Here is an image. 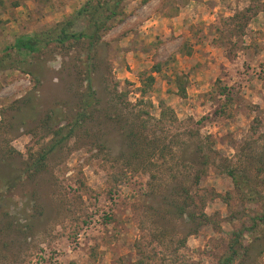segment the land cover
Wrapping results in <instances>:
<instances>
[{"label":"rangeland","instance_id":"obj_1","mask_svg":"<svg viewBox=\"0 0 264 264\" xmlns=\"http://www.w3.org/2000/svg\"><path fill=\"white\" fill-rule=\"evenodd\" d=\"M84 1L0 0V264H217L238 229L231 264H264V0H217L175 31V2L123 0L86 67L84 43L4 50ZM86 69L95 102L27 169L69 127Z\"/></svg>","mask_w":264,"mask_h":264},{"label":"trees","instance_id":"obj_2","mask_svg":"<svg viewBox=\"0 0 264 264\" xmlns=\"http://www.w3.org/2000/svg\"><path fill=\"white\" fill-rule=\"evenodd\" d=\"M122 1L123 0H85L69 18L48 27L46 30L17 36L10 45L4 47V50L12 49L16 53L24 55L25 57L36 55L38 52L52 44L56 47L63 48L68 43H84V61L86 67V63H89L92 59L93 55L91 53L93 48L100 41L101 35L110 28L111 24L109 22L117 15L119 5ZM80 18L85 19L86 26L84 29L74 30L73 26L76 20ZM188 53L189 52H187V54ZM2 59L3 56L0 57V61H2ZM154 69L157 70L158 68L155 67ZM26 73L31 76L33 84L39 82L37 76L31 70H27ZM145 80V82L141 80L142 86L139 88L140 94H143L146 88L152 84L153 76L148 74L145 76ZM84 81L85 91L80 99L81 105L79 110L75 112L72 120L69 122V127L64 129L63 126H60L56 129L50 130L52 135L50 142L36 153L35 159H32L27 166V169H32L33 172L39 171L43 166V159L45 156L70 136L74 128L83 119L85 109L95 102L88 69L85 70ZM201 161V163L204 164V161ZM227 175L236 186L240 183H245L238 174L230 169L227 170ZM4 182L6 187H10L12 184L9 179H5ZM262 204V212L257 218L260 223H264V201ZM253 225L255 224L253 223ZM231 236L232 237L228 242L227 251L218 259L217 264H231L235 257L240 255L239 250H242L241 253L246 252L245 246H243L240 241L242 230L238 229L232 231Z\"/></svg>","mask_w":264,"mask_h":264},{"label":"crops","instance_id":"obj_3","mask_svg":"<svg viewBox=\"0 0 264 264\" xmlns=\"http://www.w3.org/2000/svg\"><path fill=\"white\" fill-rule=\"evenodd\" d=\"M157 2H160L161 0H156ZM168 3H172L175 5L178 4L179 7L175 8V12L173 14L169 13L167 14V31H175L177 27H184L189 22H194L202 14V17H209L212 19V17L217 16V8H225L222 3L217 0H167ZM200 5L203 7L205 6L206 9L203 8L200 9ZM163 14L156 15V19H159L160 21H164V19L161 18ZM215 15V16H214ZM203 17V18H204ZM201 18V17H200ZM146 25H143L142 29H144ZM166 27V26H165ZM196 44V43H195ZM201 44V43H200ZM199 44H196L195 46H192L194 48L198 49Z\"/></svg>","mask_w":264,"mask_h":264}]
</instances>
